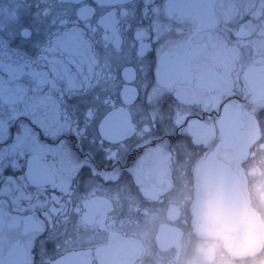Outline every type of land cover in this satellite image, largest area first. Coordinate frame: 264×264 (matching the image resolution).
I'll list each match as a JSON object with an SVG mask.
<instances>
[{
    "label": "flooded vegetation",
    "instance_id": "af4514ba",
    "mask_svg": "<svg viewBox=\"0 0 264 264\" xmlns=\"http://www.w3.org/2000/svg\"><path fill=\"white\" fill-rule=\"evenodd\" d=\"M0 264H264V0H0Z\"/></svg>",
    "mask_w": 264,
    "mask_h": 264
}]
</instances>
